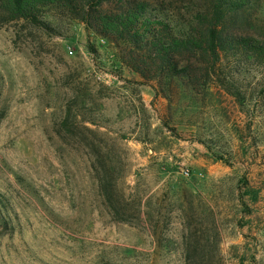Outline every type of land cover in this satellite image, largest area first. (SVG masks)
Listing matches in <instances>:
<instances>
[{
	"label": "rangeland",
	"instance_id": "obj_1",
	"mask_svg": "<svg viewBox=\"0 0 264 264\" xmlns=\"http://www.w3.org/2000/svg\"><path fill=\"white\" fill-rule=\"evenodd\" d=\"M147 1L180 18L200 4ZM41 21L0 25V264H185L191 234L211 264H264V68L231 56L204 86L167 85L67 11Z\"/></svg>",
	"mask_w": 264,
	"mask_h": 264
},
{
	"label": "trees",
	"instance_id": "obj_2",
	"mask_svg": "<svg viewBox=\"0 0 264 264\" xmlns=\"http://www.w3.org/2000/svg\"><path fill=\"white\" fill-rule=\"evenodd\" d=\"M102 4L103 0H0V25L18 19L40 23L48 8L67 11L106 40L124 43L127 65L143 79L167 85L178 80L192 89L204 86L217 76L223 59L231 56L264 68V0H200L192 13L181 18L147 0L125 1L114 10H102ZM251 12L262 15L259 35L249 29L254 24ZM161 92L168 96L164 86ZM72 122L67 107L61 125L70 129ZM98 187L104 203L120 219L125 206L105 161ZM194 236L184 239L185 264H211L207 254L198 253L204 244Z\"/></svg>",
	"mask_w": 264,
	"mask_h": 264
}]
</instances>
